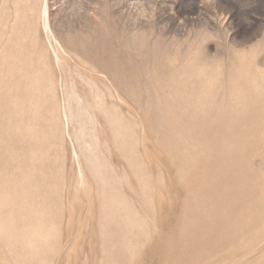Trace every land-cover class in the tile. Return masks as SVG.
<instances>
[{
	"label": "rangeland",
	"instance_id": "374dc122",
	"mask_svg": "<svg viewBox=\"0 0 264 264\" xmlns=\"http://www.w3.org/2000/svg\"><path fill=\"white\" fill-rule=\"evenodd\" d=\"M0 264H264V0H0Z\"/></svg>",
	"mask_w": 264,
	"mask_h": 264
},
{
	"label": "bare ground",
	"instance_id": "6f19581e",
	"mask_svg": "<svg viewBox=\"0 0 264 264\" xmlns=\"http://www.w3.org/2000/svg\"><path fill=\"white\" fill-rule=\"evenodd\" d=\"M54 53V52H53ZM56 63H58V62H56Z\"/></svg>",
	"mask_w": 264,
	"mask_h": 264
}]
</instances>
